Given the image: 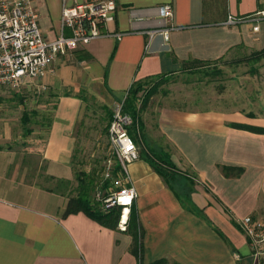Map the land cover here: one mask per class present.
<instances>
[{
  "label": "crops",
  "instance_id": "crops-1",
  "mask_svg": "<svg viewBox=\"0 0 264 264\" xmlns=\"http://www.w3.org/2000/svg\"><path fill=\"white\" fill-rule=\"evenodd\" d=\"M34 3L45 36L57 39L62 0ZM117 4L110 29L124 32L122 39L103 37L61 53L53 71L39 81V88L45 86L55 99L41 154L49 184L29 181L16 152L0 145V264H251L238 223L247 216L264 217V115L158 106L156 128L166 154L177 168L193 174L198 185L189 194L191 203H184L141 150L129 166L139 193L135 208L143 233L141 261L132 252V235L83 211L68 214L69 198L51 185L58 180L74 184L78 127L89 99L120 103L135 81L264 49V20L227 22L230 15L249 17L264 10V0ZM166 4L174 7L176 29L169 41L161 35L150 39V31L165 26L160 8Z\"/></svg>",
  "mask_w": 264,
  "mask_h": 264
},
{
  "label": "rangeland",
  "instance_id": "rangeland-1",
  "mask_svg": "<svg viewBox=\"0 0 264 264\" xmlns=\"http://www.w3.org/2000/svg\"><path fill=\"white\" fill-rule=\"evenodd\" d=\"M247 57L252 56L234 55L213 64L186 65L179 73L149 81L138 94L137 101L139 120L143 124L142 130L137 127L140 150L167 153L156 128L155 112L160 105L218 111L245 110L264 115V56L252 60ZM38 82L29 81L18 91L0 87V145L16 152L20 169L27 172L29 181L45 186L50 178L44 174L41 154L53 118L55 99L48 90L39 88ZM147 96V104L143 107ZM120 103L110 104L97 97L91 98L80 118L74 168L95 172L98 183L111 181L104 177L107 160H116L108 142V131L114 110ZM24 115L28 117L27 123L23 121ZM184 172L186 174L180 176L176 187L190 193L198 182L193 174ZM112 181L109 191L116 188ZM95 190L92 203L103 211L95 199Z\"/></svg>",
  "mask_w": 264,
  "mask_h": 264
},
{
  "label": "built area",
  "instance_id": "built-area-1",
  "mask_svg": "<svg viewBox=\"0 0 264 264\" xmlns=\"http://www.w3.org/2000/svg\"><path fill=\"white\" fill-rule=\"evenodd\" d=\"M160 9L165 26L150 31L149 37L161 35L169 41L171 31L176 29L174 7L166 4ZM117 11V0H62L61 34L50 40L40 26L34 0H0V87L18 91L29 81L44 79L53 71L52 66L61 53L103 37L122 39L124 32L110 29V24L117 19ZM263 20L264 10H261L249 17L230 15L227 22L260 23ZM254 30H259L258 24ZM40 88L46 89L45 86ZM124 100L114 110L108 131V142L116 160L109 158L104 172L105 179L114 180L116 188L109 191L103 183L99 184L95 199L104 212L122 207L119 228L126 231L131 208L139 197L132 184L129 166L140 158L141 150L130 133L134 119L124 111ZM125 211H128L126 219ZM238 225L250 247L251 264H264V217L247 216L240 219Z\"/></svg>",
  "mask_w": 264,
  "mask_h": 264
},
{
  "label": "trees",
  "instance_id": "trees-1",
  "mask_svg": "<svg viewBox=\"0 0 264 264\" xmlns=\"http://www.w3.org/2000/svg\"><path fill=\"white\" fill-rule=\"evenodd\" d=\"M252 57H247V60H252L254 58L260 59L264 56V49L258 52H254L250 54ZM159 78V77H158ZM157 79V77L148 80H139L135 81L131 88L129 89L126 98L124 100V111L132 115L134 119V125L130 128V133L133 139L138 143L139 136L137 133V127L141 130L143 129V124L139 120L138 110H137V101L139 99L138 94L144 89V86L152 80ZM147 99L144 101L143 107L146 106ZM23 121L25 123L28 122V117L24 115ZM31 132V131H30ZM142 156L145 158L154 168V170L164 178L168 186H170L178 195V197L185 203L190 202L189 194L193 191L190 190V193L182 190L179 191L176 187V183L179 180L180 176L185 175L186 173L177 168L174 162L171 160L168 154H157L155 151L151 150L149 152L142 151ZM75 158V156H74ZM242 170L239 169V173ZM75 179L77 181V186L73 187V183L71 181L66 180H58L54 190L61 192L63 195L69 198L67 213H77L80 211L85 212L90 217L96 219L101 224L117 229L120 223V217L122 213V207H113L109 211L104 212L98 209L95 205H93L91 197L93 190L98 186V184L103 183L105 189L110 187L111 181H102L98 183L97 176L95 172H86L84 170L78 171L75 169ZM98 184H97V183ZM64 189V190H63ZM184 199H183V198ZM133 237L132 244V252L135 253L140 261L142 258V230L138 221V215L135 208V203L133 204L130 215L129 222L126 229ZM165 260L158 261L154 264H166Z\"/></svg>",
  "mask_w": 264,
  "mask_h": 264
},
{
  "label": "bare ground",
  "instance_id": "bare-ground-1",
  "mask_svg": "<svg viewBox=\"0 0 264 264\" xmlns=\"http://www.w3.org/2000/svg\"><path fill=\"white\" fill-rule=\"evenodd\" d=\"M127 214H128V211H125V216H124L125 219H126V217H127Z\"/></svg>",
  "mask_w": 264,
  "mask_h": 264
}]
</instances>
